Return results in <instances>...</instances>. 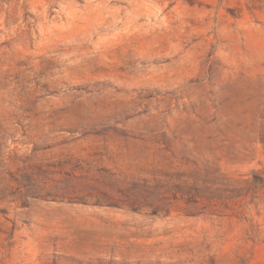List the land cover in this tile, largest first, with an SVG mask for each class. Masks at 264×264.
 <instances>
[{
    "label": "rangeland",
    "instance_id": "1",
    "mask_svg": "<svg viewBox=\"0 0 264 264\" xmlns=\"http://www.w3.org/2000/svg\"><path fill=\"white\" fill-rule=\"evenodd\" d=\"M0 264H264V0H0Z\"/></svg>",
    "mask_w": 264,
    "mask_h": 264
}]
</instances>
